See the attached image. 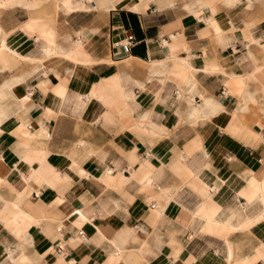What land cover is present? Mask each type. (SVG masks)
<instances>
[{"label":"crops","instance_id":"crops-1","mask_svg":"<svg viewBox=\"0 0 264 264\" xmlns=\"http://www.w3.org/2000/svg\"><path fill=\"white\" fill-rule=\"evenodd\" d=\"M0 264H264V0H0Z\"/></svg>","mask_w":264,"mask_h":264},{"label":"built area","instance_id":"built-area-1","mask_svg":"<svg viewBox=\"0 0 264 264\" xmlns=\"http://www.w3.org/2000/svg\"><path fill=\"white\" fill-rule=\"evenodd\" d=\"M135 43H136V41H135L134 36L130 34L125 39L114 42L113 47L120 49L122 54L124 56H127V55H129L131 48L134 46ZM220 94L222 96H225V91L222 89ZM151 208H154V205H151ZM57 252L60 255H64L62 248H59Z\"/></svg>","mask_w":264,"mask_h":264}]
</instances>
